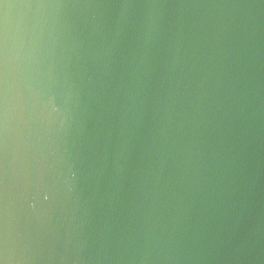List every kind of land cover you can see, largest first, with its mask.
<instances>
[{"label":"water","instance_id":"95a60500","mask_svg":"<svg viewBox=\"0 0 264 264\" xmlns=\"http://www.w3.org/2000/svg\"><path fill=\"white\" fill-rule=\"evenodd\" d=\"M0 255L264 264V0H3Z\"/></svg>","mask_w":264,"mask_h":264},{"label":"snow or ice","instance_id":"6c2138e0","mask_svg":"<svg viewBox=\"0 0 264 264\" xmlns=\"http://www.w3.org/2000/svg\"><path fill=\"white\" fill-rule=\"evenodd\" d=\"M2 2H3V0H0V3H2ZM44 198L47 199V196H45ZM0 264H4V260L2 258V255H0Z\"/></svg>","mask_w":264,"mask_h":264}]
</instances>
